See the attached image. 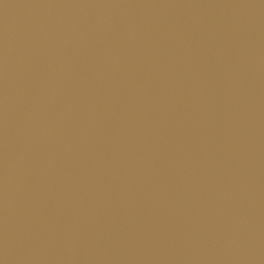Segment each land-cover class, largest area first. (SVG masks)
Listing matches in <instances>:
<instances>
[{
    "label": "water",
    "instance_id": "95a60500",
    "mask_svg": "<svg viewBox=\"0 0 264 264\" xmlns=\"http://www.w3.org/2000/svg\"><path fill=\"white\" fill-rule=\"evenodd\" d=\"M0 264H264V0H0Z\"/></svg>",
    "mask_w": 264,
    "mask_h": 264
}]
</instances>
